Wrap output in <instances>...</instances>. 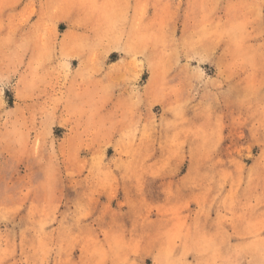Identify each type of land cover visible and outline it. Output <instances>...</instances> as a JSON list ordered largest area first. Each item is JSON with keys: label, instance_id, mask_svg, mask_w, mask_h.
Wrapping results in <instances>:
<instances>
[{"label": "rangeland", "instance_id": "374dc122", "mask_svg": "<svg viewBox=\"0 0 264 264\" xmlns=\"http://www.w3.org/2000/svg\"><path fill=\"white\" fill-rule=\"evenodd\" d=\"M142 254L264 264V0H0V264Z\"/></svg>", "mask_w": 264, "mask_h": 264}, {"label": "crops", "instance_id": "0c3cea01", "mask_svg": "<svg viewBox=\"0 0 264 264\" xmlns=\"http://www.w3.org/2000/svg\"><path fill=\"white\" fill-rule=\"evenodd\" d=\"M119 202H121V200H116L115 202H112L111 200H99L97 202V206L98 208H108L109 205L111 206V208L115 209L113 211L112 217H113V222L114 223H123L125 226L126 231V235L128 236L130 234V229H131V217H132V213L133 211L130 209L131 205L128 203V206L126 210L121 212V206H119ZM96 213L102 217L101 218V223H105V219L108 218V216L110 214H104V211L102 210H97ZM110 215V217H111ZM111 217V219H112ZM20 220V218L18 219ZM140 259V264H148L147 262V255H140L139 256Z\"/></svg>", "mask_w": 264, "mask_h": 264}]
</instances>
